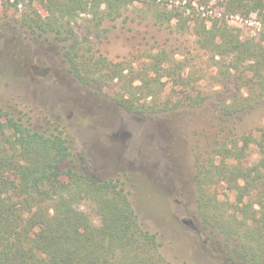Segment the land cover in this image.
<instances>
[{
  "label": "trees",
  "instance_id": "16d2710c",
  "mask_svg": "<svg viewBox=\"0 0 264 264\" xmlns=\"http://www.w3.org/2000/svg\"><path fill=\"white\" fill-rule=\"evenodd\" d=\"M132 1L39 0L46 16L31 10L21 20L70 40L63 54L72 76L91 87L117 86L115 101L129 113L157 114L203 103L206 95L182 90L170 105L166 85H190L189 74H183L189 62L165 49L137 66L79 53L84 42L68 24L88 14L99 26L119 17ZM138 1L155 10L161 25L176 16V9L158 8L155 0ZM221 1L230 14L256 13L261 25L257 34L245 37L223 20L209 26L196 20L192 29L203 67H212L213 80L232 94L230 103L221 104L223 115L231 116L264 101V0ZM203 69L192 73L196 79L205 77ZM252 149L258 157L243 164ZM74 155L59 124L34 129L24 112L0 103V264H173L163 256L157 234L141 226L124 180H99L81 168H62ZM194 164L196 209L204 227L221 234V248L232 264H264V136H222L209 155L198 150ZM219 184L233 194L232 201L217 198L211 189Z\"/></svg>",
  "mask_w": 264,
  "mask_h": 264
},
{
  "label": "rangeland",
  "instance_id": "374dc122",
  "mask_svg": "<svg viewBox=\"0 0 264 264\" xmlns=\"http://www.w3.org/2000/svg\"><path fill=\"white\" fill-rule=\"evenodd\" d=\"M154 4L176 9V16L161 25L154 19L155 10L138 0L99 26L90 15L80 14L68 24L84 42L79 53L114 62L127 59L137 66L148 60V54L165 49L175 59L189 62L183 74H189L190 85H166L170 105L182 90H190L191 96L206 95L203 103L179 104L157 114L129 113L115 101L117 86L83 85L68 71L63 54L71 41H60L52 32L42 33L22 22L31 10L46 16L39 0H0V103L24 112L34 129L56 124L64 129L75 155L62 168H81L99 180H124L141 226L157 234L167 260L232 264L221 248V234L205 228L198 216L194 156L200 149L209 155L225 135L264 136V101L224 116L221 104L230 103L232 94L213 80L212 67H203L204 56L201 52L202 57L197 56L192 29L196 20L207 26L223 20L239 28L242 37L254 36L261 29L258 15L230 14L221 0H155ZM201 68L205 77L196 79L192 73ZM227 84L232 89L231 80ZM257 157L252 149L242 163ZM211 190L217 198L232 201L224 184ZM90 215L97 225L94 213Z\"/></svg>",
  "mask_w": 264,
  "mask_h": 264
}]
</instances>
